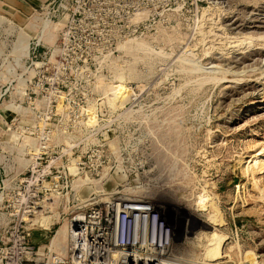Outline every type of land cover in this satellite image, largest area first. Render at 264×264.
<instances>
[{"label": "rangeland", "instance_id": "obj_1", "mask_svg": "<svg viewBox=\"0 0 264 264\" xmlns=\"http://www.w3.org/2000/svg\"><path fill=\"white\" fill-rule=\"evenodd\" d=\"M34 1L0 0V264H53L84 175L156 203L187 263L264 264V0ZM37 151L71 174L28 186Z\"/></svg>", "mask_w": 264, "mask_h": 264}, {"label": "built area", "instance_id": "obj_2", "mask_svg": "<svg viewBox=\"0 0 264 264\" xmlns=\"http://www.w3.org/2000/svg\"><path fill=\"white\" fill-rule=\"evenodd\" d=\"M63 9L68 11L63 0H58L56 10L62 12ZM72 12L76 13L75 10ZM68 15L69 12L63 13L65 22ZM39 153V151L36 152L32 172L40 171V173L37 177L35 176L37 174L30 175V177L34 176L33 183L29 184L26 179L28 186L38 188L48 176L53 177L50 184L56 185V178L61 176L67 178L71 174L69 170L61 172L50 163L39 168V159L42 157ZM54 171L56 174L51 175ZM95 172H97L96 169ZM91 174L92 171H90ZM80 183L90 188L91 193L85 197L77 195L76 192L73 193L74 204L68 210L70 216L66 221L65 245L58 247L59 250L55 252L51 250V244L47 245V251L54 252L51 257L53 264H184L189 262L173 253V227L152 200L133 195L121 183L116 184L112 189H105L106 186L102 182L88 175H84ZM37 192L39 190L30 193V198L38 196ZM29 201L33 202L30 199ZM48 227L44 226V228ZM49 256L50 254L46 257L47 261L50 259Z\"/></svg>", "mask_w": 264, "mask_h": 264}, {"label": "bare ground", "instance_id": "obj_3", "mask_svg": "<svg viewBox=\"0 0 264 264\" xmlns=\"http://www.w3.org/2000/svg\"><path fill=\"white\" fill-rule=\"evenodd\" d=\"M122 87L123 86H121L120 84L114 85V87L112 88L114 91H111L114 94H112L113 96L110 95L111 97H113L112 99H116L118 97V94L120 93V90H122ZM123 90H124V88H123ZM121 93H122V91H121ZM114 97H116V98H114ZM245 163H247V166H245L244 172H248V174H250L253 181L256 182L255 175L257 173H261L264 170V150H257L255 153L252 154L251 158H249L245 161ZM39 173H40V171H39ZM39 173H37L36 177L39 175ZM33 178L34 177L32 176V177H30V179H27L29 184L33 183V181L35 180ZM259 194H260V197H264V187L263 188L259 187ZM184 264H190V263H184Z\"/></svg>", "mask_w": 264, "mask_h": 264}, {"label": "crops", "instance_id": "obj_4", "mask_svg": "<svg viewBox=\"0 0 264 264\" xmlns=\"http://www.w3.org/2000/svg\"><path fill=\"white\" fill-rule=\"evenodd\" d=\"M3 1L5 3H7L8 5L12 6L13 8L21 9L25 13H30V11H32V9L34 8V6H36L34 0H23L25 2L24 6L21 5L19 2H15L14 0H3ZM25 7L27 9H25Z\"/></svg>", "mask_w": 264, "mask_h": 264}]
</instances>
